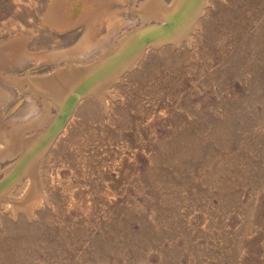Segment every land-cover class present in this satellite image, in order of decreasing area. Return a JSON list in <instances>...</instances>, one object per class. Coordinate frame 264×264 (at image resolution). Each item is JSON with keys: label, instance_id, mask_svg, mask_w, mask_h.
Segmentation results:
<instances>
[{"label": "rangeland", "instance_id": "obj_1", "mask_svg": "<svg viewBox=\"0 0 264 264\" xmlns=\"http://www.w3.org/2000/svg\"><path fill=\"white\" fill-rule=\"evenodd\" d=\"M151 1L0 0V264H264V0Z\"/></svg>", "mask_w": 264, "mask_h": 264}, {"label": "bare ground", "instance_id": "obj_2", "mask_svg": "<svg viewBox=\"0 0 264 264\" xmlns=\"http://www.w3.org/2000/svg\"><path fill=\"white\" fill-rule=\"evenodd\" d=\"M184 2V1H183ZM159 3V1H155V0H153V2L151 1V4L156 8V6H157V4ZM182 3V0H180L178 3H177V7L178 6H181L180 4ZM187 3H188V5L186 6L187 7V9H186V11H185V14L187 13L188 14V12L191 10V12H189V14L190 13H194V11L196 10V8L198 7V6H196L197 5V3H196V0H188L187 1ZM202 4V3H201ZM200 4V6L197 8V10L195 11V15H194V19L192 20V21H190V22H184L183 24H184V26L186 27V30L185 31H183L182 32V34H177V35H175V34H173V32H169V34H167V35H165V36H163V37H159L156 33V27H154V32H151V31H146V33H145V35H144V37H146L147 35H153L154 36V41L152 42V44L153 45H159V44H162V43H166V42H171V41H178L179 39H182L181 37L182 36H184V34H185V32L186 31H188V29L189 28H191L193 25H194V21H195V18L197 17V15L202 11L201 9H202V5ZM150 9V8H149ZM161 9V8H160ZM180 9V8H179ZM178 9V10H179ZM161 11V10H160ZM177 12V11H176ZM157 14V13H156ZM142 15H144V14H142ZM155 15V14H154ZM173 15V14H172ZM172 15H170V16H172ZM179 15V14H178ZM200 15V14H199ZM153 16V15H152ZM156 16V15H155ZM185 17V16H184ZM144 18V17H143ZM192 18V17H191ZM190 20V19H189ZM181 26H183V25H181ZM183 26V27H184ZM173 31V30H172ZM178 33V32H177ZM134 36V35H133ZM125 37V36H124ZM127 37V36H126ZM132 37V36H131ZM187 37V36H186ZM129 37H127V38H123V39H121L120 40V44L119 45H117L118 47H116V49H115V54H118L121 50H122V48L124 47V45L125 44H127V41L129 40L128 39ZM132 38H134V37H132ZM178 43V42H177ZM139 44H141L140 42H139ZM135 45V44H134ZM133 46V45H132ZM135 47H138L137 46V44H136V46ZM131 48V47H130ZM139 48H140V50L137 52V53H133V57H132V59L130 60V61H128V62H126L124 65H123V67H122V69H120V70H118V71H116L112 76H111V79H110V81L112 80H114L121 72H123L125 69H129V68H131L132 66H134L136 63H137V61H138V59H139V57L141 56V54H142V52H143V49H144V46L141 44V45H139ZM126 49V48H125ZM132 49V48H131ZM129 51V50H128ZM121 54V53H120ZM105 55H106V52H104V54H103V56L105 57ZM121 57V56H120ZM119 57V58H120ZM118 58V59H119ZM100 60V59H99ZM102 61V60H101ZM100 61V62H101ZM105 62V61H104ZM121 62V61H120ZM99 64V63H98ZM105 65V64H104ZM73 68V67H72ZM98 68V67H97ZM117 68V67H116ZM74 69H76V68H74ZM101 69V68H100ZM103 70V69H102ZM112 71V70H111ZM80 73V72H79ZM93 73V72H92ZM112 74V73H111ZM81 76V75H80ZM107 77H109V76H107ZM68 78L69 77H67V80H68ZM72 78H74V77H72ZM97 78H99V77H97ZM63 79V78H62ZM75 80H76V78H74ZM73 79V80H74ZM74 80V81H75ZM99 80V79H98ZM60 81V80H59ZM107 81V80H106ZM109 81V80H108ZM110 81L109 82H103V84H99L100 85V89H98V90H96V93L98 94V95H100V91L102 92V88H105L106 87V85H108L109 83H110ZM83 82V81H82ZM75 83V82H74ZM77 84V83H76ZM56 86V85H55ZM58 87V86H57ZM70 87V86H69ZM74 88V87H73ZM66 88H64V90H65ZM68 90H69V88H68ZM66 92V91H65ZM70 92L72 93V91L70 90ZM67 93V92H66ZM59 95V94H58ZM65 95V94H64ZM66 96V95H65ZM58 97H60V96H58ZM57 97V98H58ZM64 97V96H63ZM61 98H62V96H61ZM60 99V98H59ZM65 99V98H64ZM76 99L77 98H75V99H73L72 100V102H71V104L69 105V107L71 106V105H73V103L76 101ZM64 104V103H63ZM35 162L36 161H34V165L32 166V167H35L34 169H36V164H35ZM30 164V163H29ZM32 167H30V168H32ZM21 169V168H20ZM31 170V169H30ZM29 171V170H28ZM32 185H35V184H32ZM39 195V193H38V189L36 188V186H33V188L31 189V193H29V196L27 197V201L28 202H30L31 204H33V203H35L36 201H35V196L36 195ZM37 197V196H36Z\"/></svg>", "mask_w": 264, "mask_h": 264}, {"label": "water", "instance_id": "obj_3", "mask_svg": "<svg viewBox=\"0 0 264 264\" xmlns=\"http://www.w3.org/2000/svg\"><path fill=\"white\" fill-rule=\"evenodd\" d=\"M177 25V22L174 21V22H171L169 24H166L164 26H161L160 28H157L156 29V34L159 36V37H163L167 34H169V32H172V30H174V28L176 27ZM154 36L153 35H147L144 39V43H150V42H153L154 41ZM18 175V174H17Z\"/></svg>", "mask_w": 264, "mask_h": 264}]
</instances>
